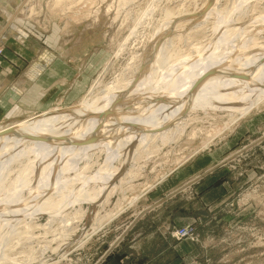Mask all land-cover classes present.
<instances>
[{"label":"rangeland","instance_id":"374dc122","mask_svg":"<svg viewBox=\"0 0 264 264\" xmlns=\"http://www.w3.org/2000/svg\"><path fill=\"white\" fill-rule=\"evenodd\" d=\"M53 2L0 0V6L11 3L15 10L8 15L0 13V27H4L0 29V55L6 49L27 63L28 58L20 56L30 53L31 64L45 70L42 74L48 78L55 73L51 66L61 64L66 70L59 69V73L72 70V86L81 88L74 97L72 86L63 95L58 93L45 107L48 110L78 105L100 75L91 96L101 97L105 86L117 76H129L134 66L141 68L155 33L160 35L164 30L169 31L155 43V48L165 44L161 60L185 54L194 59L210 49L230 58L247 54L251 48L249 56H253V48L264 45V0ZM224 14L229 15L227 20L222 19ZM235 30L238 34L232 35ZM242 44L247 45L244 50ZM39 110L9 116L0 126ZM204 110H185L176 123L156 130L136 152L134 144L118 175L122 176L109 184L115 183L107 195L93 201H73L75 192L65 191L61 196L67 197L66 201L56 212L30 215L34 217L30 220L26 217V224L21 222L12 231L8 248L1 247V264L32 260L94 264L111 247L118 264H264V103L232 121L226 109ZM106 155L104 149L97 148L70 157L71 168L65 173L63 168L54 171L50 185L77 172L95 176ZM53 156L48 151L44 161ZM28 161L29 155L18 157L10 165V177L26 168ZM217 164L220 168L197 184L163 204H155V210L149 209L154 201ZM119 165V158L111 160V168ZM37 170L29 174L30 181L36 178ZM79 184H84L83 180L74 183L73 189ZM96 186L99 184L90 182L83 188L92 191ZM27 188L24 185L14 196L25 197ZM52 195L59 194L54 191ZM25 227L29 231L24 232ZM185 227L191 231L187 238L172 236L174 230ZM16 232L21 234L18 242ZM145 232L154 233L148 237ZM4 253L7 259H2Z\"/></svg>","mask_w":264,"mask_h":264},{"label":"bare ground","instance_id":"6f19581e","mask_svg":"<svg viewBox=\"0 0 264 264\" xmlns=\"http://www.w3.org/2000/svg\"><path fill=\"white\" fill-rule=\"evenodd\" d=\"M63 1L54 0L53 3L56 5ZM228 18L227 14L222 16L223 20ZM168 31L164 30L160 35L155 33L154 44L146 52V61L142 60L141 68L137 65L133 67L132 73L129 72V76H117L114 82L105 86L101 97L91 96V90L99 83V74L78 105L45 110L0 126V167L3 166V171L0 169V249L5 245L8 248L12 243V231L19 223L26 224V217L30 220L34 215L56 212L66 201L67 197L61 196L63 192L74 191V198H71L73 201L83 198L93 201L98 196L107 195L115 185L109 184L123 171L122 165L131 154V147L136 144V152L141 144L154 136L156 130L176 123L181 112L198 108H221L229 111L228 118L232 121L264 103L263 44L253 48L256 50L253 56H249L251 48H248L247 54L230 58H222L221 51L210 49V53L198 55L194 59L190 54H185L173 60L167 59L172 57H162L165 59L161 60L165 44L155 48V43ZM237 34L235 30L232 35ZM241 47L244 50L247 45L242 44ZM226 124L225 128L230 125ZM97 148L104 149L107 154L99 166V174L85 176L77 172L73 177H66L50 185L53 181L50 180L55 176L54 171L63 168L62 173H65L71 168L72 164L68 161L70 157ZM48 151L54 156L45 162ZM28 155L30 161L27 167L15 177H10V165L18 157ZM116 157L120 165L111 168V160ZM36 168L37 176L30 181L29 174ZM82 180L84 184L96 182L99 186L90 191L83 188L84 184H79L73 189L72 185ZM24 185L28 187L25 197L14 196L13 193ZM54 191L60 196H53ZM29 227H25L24 232ZM19 233L17 242L20 241ZM25 264L46 263L45 260H32Z\"/></svg>","mask_w":264,"mask_h":264},{"label":"crops","instance_id":"0c3cea01","mask_svg":"<svg viewBox=\"0 0 264 264\" xmlns=\"http://www.w3.org/2000/svg\"><path fill=\"white\" fill-rule=\"evenodd\" d=\"M11 5V3H4V6L1 5L0 13L7 15L9 13H14L15 10L12 8L13 5ZM7 19L9 20V18ZM3 28L2 26L0 27L1 30ZM6 47L9 48L10 46L6 44ZM20 57H23L24 59L28 58L26 59L28 62L25 63L23 60L22 62L20 59H17L18 57L15 54L9 53L6 49L0 55V121L8 118L9 116L16 115L17 113L29 114L32 113V111H34L35 109H40L39 112L48 110L45 107H47V105H49L50 102L53 101L55 95H57L58 93L60 95H63L65 92H68L69 86H72V70L64 71V76L62 75V73H59V69H66H64L61 64H53L51 68H55L54 76L48 78L47 74H42V72L45 70H42L37 66H33L31 64L32 55L30 53L25 52V55H21ZM20 63L23 65H20ZM66 81H70V83L68 82V84L64 85ZM82 87L84 88V86ZM78 90H81L80 86H72V89L70 91L72 97L78 94ZM47 93H50L48 97ZM220 166L221 164H217L212 167L210 166L209 168H207L208 170L206 169V171H204L202 174L195 177L191 181L173 189V192H171L165 198H162L157 202L154 201L149 209L152 211L155 210V204H163L165 199H172L177 194L184 192L186 188L197 184L204 177L215 172L218 168H220ZM128 232L129 230L126 231L125 234H122L121 238H119V244L124 240ZM146 233L148 232H145L144 234ZM153 233H148L147 236L149 237ZM139 236L140 235H137V237ZM112 250L113 247L105 252L102 255L101 259L94 264H112V259L116 258L115 253H113ZM152 250L155 249L152 248ZM139 252L140 246L135 250L134 258L138 259L137 255L139 254ZM127 256L131 257L132 255L127 254ZM113 263L118 264V262H116V259L113 260ZM131 264L137 263L131 262ZM153 264H155V262Z\"/></svg>","mask_w":264,"mask_h":264},{"label":"built area","instance_id":"2783aa9c","mask_svg":"<svg viewBox=\"0 0 264 264\" xmlns=\"http://www.w3.org/2000/svg\"><path fill=\"white\" fill-rule=\"evenodd\" d=\"M190 234H191V231L189 232V230L185 227V228L174 230L172 233V236L175 239H182V238H187Z\"/></svg>","mask_w":264,"mask_h":264},{"label":"water","instance_id":"95a60500","mask_svg":"<svg viewBox=\"0 0 264 264\" xmlns=\"http://www.w3.org/2000/svg\"><path fill=\"white\" fill-rule=\"evenodd\" d=\"M210 73H211V72H210ZM210 73H209V74H210ZM106 114H107V113H105V115H106ZM107 115H108V114H107ZM107 115H106V116H107ZM11 132H12V131H11Z\"/></svg>","mask_w":264,"mask_h":264}]
</instances>
